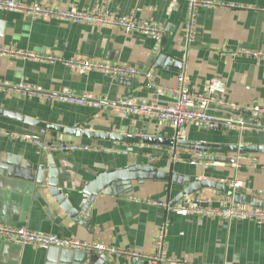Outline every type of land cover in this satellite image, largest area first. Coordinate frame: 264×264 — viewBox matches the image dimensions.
I'll list each match as a JSON object with an SVG mask.
<instances>
[{
    "label": "crops",
    "instance_id": "0c3cea01",
    "mask_svg": "<svg viewBox=\"0 0 264 264\" xmlns=\"http://www.w3.org/2000/svg\"><path fill=\"white\" fill-rule=\"evenodd\" d=\"M38 1L62 9L135 14L138 18L162 24V37H148L136 32L125 34L114 28H98L56 20L33 19L16 12L0 11V46L45 52L64 58L92 59L139 69L142 76L113 80L100 72L68 69L60 64L0 57V81L13 86L26 83L42 87L49 98L29 97L21 92L0 88V128L27 134L46 141L80 143L92 147L126 149L129 154L75 152L69 155L40 154L30 144L0 137V224L27 227L32 231L82 241H97L108 246L128 248L151 254L160 225L169 217L167 239L169 258L179 263L167 264H264V225L249 221L184 214L137 203L153 199L174 202L183 192L182 185L171 181L136 180L112 184L92 201L84 192L102 175L150 166L159 172L177 174L196 180L230 184L243 181L254 191H264V154L211 153L199 165L190 163L196 151L181 149L179 162L168 158V145L119 143L97 138H83L43 130L26 120L47 125L74 128L101 134L145 131L153 137L172 140L170 124L133 116L118 103L145 105L151 101L167 102L157 96L149 82L175 87L183 73L192 93H201L211 79L225 83L228 99L246 105L253 101L264 106V60L247 56L235 58L239 51L264 52V0H219L235 2L246 9H203L197 18V33L187 42L183 27L188 17L186 0H17ZM164 54L183 65L177 70L155 68L153 54ZM68 88L78 95L90 94L107 99L99 109L61 103L58 95ZM13 114L15 117L6 115ZM217 118L221 113L215 111ZM28 118V119H27ZM263 127L245 132L222 131L190 122L185 140L225 146H264ZM127 146V148H125ZM158 146L161 150L155 149ZM210 158H216L211 160ZM53 161L59 172L63 194L77 215L72 217L51 195L47 184ZM45 164L44 184L38 172ZM242 204L252 208L253 196L238 192ZM196 197L212 206L234 202L213 189H203L177 204L190 203ZM259 201L264 198H258ZM0 264H143L100 254L57 248L23 247L0 240Z\"/></svg>",
    "mask_w": 264,
    "mask_h": 264
},
{
    "label": "built area",
    "instance_id": "2783aa9c",
    "mask_svg": "<svg viewBox=\"0 0 264 264\" xmlns=\"http://www.w3.org/2000/svg\"><path fill=\"white\" fill-rule=\"evenodd\" d=\"M188 17L183 27V35L187 42H192L197 33V18L200 10L223 9L238 10L246 9V6L235 2L219 0H186ZM1 12H16L24 14L33 19L43 21H62L78 25H85L98 28H114L125 34L133 32L148 36L162 37V24L156 21L143 20L135 14H112L107 10L87 11L62 9L44 5L38 1L23 3L17 0H0ZM235 58L247 56L264 60L262 51H239L233 54ZM0 57L15 58L22 60H34L49 64H60L68 69L80 70L83 72H100L113 80L119 78H136L143 75L139 69L114 65L92 59L64 58L50 53L21 50L17 47L0 46ZM148 87L157 96L168 97L167 102L158 100L151 101L145 105H136L133 102H122L118 104L128 108L133 116H139L146 120H156L170 124L174 129L172 138L174 145L168 148V158L176 163L182 161L179 142L185 141V129L190 122H196L200 126L210 127L222 131L245 132L250 128H261L264 120V106L258 102H251L246 105L235 103L228 99V89L224 82L218 79H211L201 93H192L189 88L187 76L181 73L177 78L175 87L157 85L149 82ZM0 88L10 92H21L29 97L49 98L48 93L40 86L26 83L12 85L9 82L0 81ZM61 103L76 106H86L99 109L107 99H98L90 94L78 95L68 88H64L58 95ZM221 113L217 118L214 112ZM0 137L14 141L27 143L36 148L42 155L63 153L66 155L75 152H103L109 154H129V151L119 148H100L83 145L80 143H59L46 141L35 136L11 132L0 128ZM127 148V146H125ZM157 150H161L158 146ZM205 154L196 152L191 159L192 165H199L204 161ZM235 192L244 191L246 194L258 199L264 198V191H254L243 181H234L228 184ZM259 200V199H258ZM137 203L146 204L165 210L167 213L181 212L198 216L221 218L228 221L239 220L249 221L258 225H264V210L257 208H246L231 201L221 206H212L209 201L196 197L190 203L172 205L169 202H162L153 199L135 200ZM170 219L166 217L160 225L156 239L155 251L151 254L142 253L136 250L108 246L97 241H82L75 238H65L52 234H44L30 230L27 227H14L0 224V240L17 244L23 247H34L39 249L57 248L85 254L91 257L100 254L107 258H123L131 262H142L143 264H167L168 262L179 263L177 259L169 258L168 229Z\"/></svg>",
    "mask_w": 264,
    "mask_h": 264
},
{
    "label": "water",
    "instance_id": "95a60500",
    "mask_svg": "<svg viewBox=\"0 0 264 264\" xmlns=\"http://www.w3.org/2000/svg\"><path fill=\"white\" fill-rule=\"evenodd\" d=\"M158 52V51H157ZM151 62H155V68L163 69L165 67H170L173 69L181 70L183 69V65L179 62H176L169 58L164 54H153ZM11 117H15L13 114L6 113ZM28 119V118H27ZM28 124L36 126L41 129H45L51 132L83 137V138H93L97 137L104 140H110L119 143H129V144H137L143 142L144 144L151 145H168L173 146V140H165L163 138H157L150 136L146 131V125L143 126L142 129L138 130L137 133L133 131H129L126 134H101V133H92L87 131H80L74 128H63L55 125H47L43 122H39L37 120L28 119L26 120ZM177 146L181 149H188L196 152H202L205 155L211 153H238V154H264V146H225L219 144H210V143H192L187 142L186 140L183 142H179ZM205 159H208L205 156ZM204 159V160H205ZM211 160H215L216 158H210ZM50 167L48 170V180L47 184L50 187L51 195L56 199V201L62 206V208L68 212L72 217L76 216V211L72 208L71 203L67 199V197L63 194L62 189L59 184V172L55 168L53 161L50 163ZM45 164L41 165V168L38 172V183L44 184L45 179ZM136 180H158L165 181L171 183L173 185H182L184 187L183 192L180 196L171 204L175 205L179 200L186 199L187 197L198 193L203 189H213L218 193V196L221 194L226 197L233 198L235 204H242L245 198L244 195L235 192L231 186L226 183H220L213 180H203V181H194L191 182L189 177L182 178L177 174H170L159 172L157 169L152 168L150 166H137L136 168L126 169L124 171L111 172L107 175H102V177L98 178L96 182L91 185V188L84 192V197L93 200L98 194H100L105 187L111 186L112 184L119 185L122 182H131ZM252 208L263 209L264 210V200L259 201L254 198L251 203Z\"/></svg>",
    "mask_w": 264,
    "mask_h": 264
}]
</instances>
